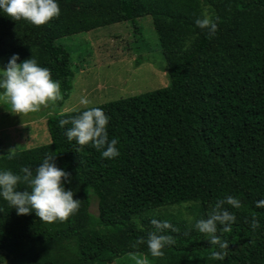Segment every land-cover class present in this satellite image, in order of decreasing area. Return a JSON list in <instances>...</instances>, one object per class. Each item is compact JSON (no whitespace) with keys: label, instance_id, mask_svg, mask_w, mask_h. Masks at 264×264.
<instances>
[{"label":"trees","instance_id":"1","mask_svg":"<svg viewBox=\"0 0 264 264\" xmlns=\"http://www.w3.org/2000/svg\"><path fill=\"white\" fill-rule=\"evenodd\" d=\"M57 2L60 15L42 25L0 13V57L32 56L49 68L61 85L58 106L73 89L75 67L57 40L122 22L141 36L138 21L145 16L152 19L168 83L95 106L109 117V138L118 141L112 159L69 141L70 121L58 124L86 108L50 114L47 144L11 159L0 156V169L14 173L55 157L71 174L66 187L80 199L74 214L48 222L35 213L17 215L0 198V264H264V206L256 203L264 200V0ZM202 14L216 19L215 35L195 25ZM134 38L132 48H145ZM229 195L240 207H222L235 221L227 232L218 225V242L209 244L195 221ZM152 219L169 226L157 229ZM149 232L172 239L163 255L148 251ZM221 241L227 247L220 248Z\"/></svg>","mask_w":264,"mask_h":264},{"label":"clouds","instance_id":"2","mask_svg":"<svg viewBox=\"0 0 264 264\" xmlns=\"http://www.w3.org/2000/svg\"><path fill=\"white\" fill-rule=\"evenodd\" d=\"M0 13L13 20L24 19L34 25H42L60 15L57 0H0ZM200 29H207L209 35H215L217 22L214 17L202 14L194 21ZM19 61V62H18ZM62 99L60 82L52 78L49 68L38 64L34 57L20 59L18 53H13L7 62L0 66V100H3L11 113L24 114L37 110L49 102ZM81 104H89L81 97ZM70 121L71 127L65 130L69 141L75 140L77 145L90 144L100 150V156L112 159L119 155L116 138H109L107 126L109 117L100 107H89L78 115L60 119L58 124L63 127ZM9 159L14 155L12 149L6 154ZM71 174L56 166L55 157L45 155L42 162L34 170L21 167L20 173L0 169V198L15 209L17 215L35 213L42 221H63L74 214L80 207V199L74 198L71 188ZM25 183L26 190H18L17 185ZM227 203L234 208L240 207L237 198L229 195L217 200L213 211L207 218L197 219L194 227L208 237L209 244H216L218 225L220 231L227 232L235 221L234 214L222 205ZM264 206V200L256 202ZM151 224L157 229L166 228V221L152 219ZM251 227H257L255 218ZM173 243L169 236L149 232L146 238L148 251L152 256H161L162 248ZM220 248L227 247L226 242L219 243ZM214 258L223 259L222 253H212Z\"/></svg>","mask_w":264,"mask_h":264},{"label":"rangeland","instance_id":"3","mask_svg":"<svg viewBox=\"0 0 264 264\" xmlns=\"http://www.w3.org/2000/svg\"><path fill=\"white\" fill-rule=\"evenodd\" d=\"M138 23L142 26L141 36L130 23L122 22L58 39L57 44L66 47L74 61L75 78L69 98L61 107L56 100L24 114L9 112L0 100V156L10 149L15 153L47 144L50 134L46 120L50 114L98 106L165 86L166 61L152 19L145 16ZM134 35L142 38L145 48L130 46ZM9 57H0V66ZM81 97L90 103L81 104ZM97 209L93 202L91 212L97 214Z\"/></svg>","mask_w":264,"mask_h":264}]
</instances>
